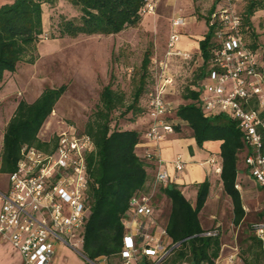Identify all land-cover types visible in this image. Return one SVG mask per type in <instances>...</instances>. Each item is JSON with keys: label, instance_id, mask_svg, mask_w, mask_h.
<instances>
[{"label": "trees", "instance_id": "trees-1", "mask_svg": "<svg viewBox=\"0 0 264 264\" xmlns=\"http://www.w3.org/2000/svg\"><path fill=\"white\" fill-rule=\"evenodd\" d=\"M64 0H8L0 7V81L6 74L16 73L23 62L35 65L37 45L46 34V9H55ZM76 15L60 14L54 27L58 36L50 39H77L79 36H116L128 29H134L142 22L143 9L156 0H66ZM237 12L243 21L242 32L251 41V48L260 49V36L252 18L264 12V0H248L238 3ZM224 8V0H215L207 17L208 26L204 40L199 44V54L190 64H197L194 81L186 84L183 100L176 109L175 118L186 123L192 130L199 146L205 143H221L223 191L231 198L233 225L238 228L247 214L240 192L237 190L241 157L244 152V137L238 123L226 116L208 117L200 107V83L212 71L213 53L218 47L216 28L211 26L213 14ZM200 19L202 17L199 16ZM152 50L145 52L141 68L133 77L134 89L131 101L125 93L115 90L114 76L110 84L99 95L96 112L83 129L94 142V151L88 155L87 164L91 180L89 197L92 214L83 230L84 245L81 254L91 263L101 258H122L130 202L133 197L147 190V158L136 153L142 138L132 130H123L112 125L114 114L124 111L122 117L132 115V121L149 113L148 91L154 83L149 69ZM67 91L62 88L45 89L30 103L23 100L6 126L3 139L2 165L0 171L12 175L22 160L24 147L49 152L51 144L42 141L39 134L45 123ZM56 139H54V143ZM210 183L198 186L195 207L182 194L178 186L170 184L160 193L170 201V215L166 234L168 248L172 251L162 264H218L222 253L219 234L207 235L200 213L210 196ZM255 232V227H251ZM249 257L244 264H264V248L257 236L252 238ZM141 264V263H138ZM144 264H155L144 262Z\"/></svg>", "mask_w": 264, "mask_h": 264}, {"label": "built area", "instance_id": "built-area-1", "mask_svg": "<svg viewBox=\"0 0 264 264\" xmlns=\"http://www.w3.org/2000/svg\"><path fill=\"white\" fill-rule=\"evenodd\" d=\"M247 1L224 0V8L212 16L211 26L219 24L215 32L218 47L213 53L212 71L199 85L200 107L208 117L226 116L238 123L244 137L243 163L249 177L264 189V53L251 48L235 7ZM154 12L153 4L143 9L144 16ZM184 25L182 18L174 21L167 55L154 61V83L147 93L152 125L145 133L150 143H159L179 126L176 109L166 92L175 82L168 76L170 60L181 58L190 63L194 59L190 53L177 49L181 41L179 28ZM48 143L49 152L26 145L21 152L22 160L9 177L10 190L0 191V242L18 250L25 264H57L59 250L67 247L81 254L83 230L92 214L87 157L95 149L93 140L83 130L69 126ZM147 159L154 160L156 155L149 154ZM210 165L221 172V164L215 158ZM175 166L179 172L185 168L181 159L176 160ZM154 181L152 187L130 202L124 222L125 264H138L143 256L162 264L172 252L166 228L157 231L160 225L153 209L157 194L171 180L159 169ZM254 227L264 248V222Z\"/></svg>", "mask_w": 264, "mask_h": 264}, {"label": "rangeland", "instance_id": "rangeland-1", "mask_svg": "<svg viewBox=\"0 0 264 264\" xmlns=\"http://www.w3.org/2000/svg\"><path fill=\"white\" fill-rule=\"evenodd\" d=\"M214 2L215 0H156L155 12L145 16L134 29H128L116 36H79L77 39H50L51 35L58 36L54 26L60 14L76 15L66 0L55 9H46V34L37 45L36 55L39 57L36 64L23 62L16 73H8L0 81V141L4 139L6 126L14 115V108L23 100L34 102L48 88L67 86V91L40 132V139L45 142L63 129V123L77 126L81 131L85 129V125L96 112L99 95L110 84L112 75L115 78L113 88L125 93L127 100L131 101L134 89L132 80L141 68L145 52L152 50V61L161 60L165 56L174 21L182 18L187 25H199L207 17ZM252 21L260 36V49L264 53V12L256 13ZM197 68V64L178 67L180 76L177 95L170 98L175 109L188 103L183 100V91L186 84L194 81ZM186 73L188 78L184 79ZM123 112H116L112 122V125L120 129L124 128L126 122L132 121V115L122 117ZM243 159L244 155L241 157L242 162ZM6 184L7 176L0 173V188L5 189ZM249 184L252 188V181ZM247 188L248 186L246 192L249 195L245 199L250 204L252 201L256 204L242 226L236 228L233 225V212L225 205L223 217L202 220L207 235L219 234L221 237L222 253L218 264H244L243 259L250 256L248 248L253 243L252 238L256 236L251 227L261 222L259 213L264 206L261 191L255 189L253 193L252 189ZM169 212L166 209L165 217L169 216ZM207 213L209 211L202 217ZM57 260V264H124L119 257L101 258L97 263H91L68 247L59 250ZM0 264H25V260L9 243L0 242Z\"/></svg>", "mask_w": 264, "mask_h": 264}, {"label": "crops", "instance_id": "crops-1", "mask_svg": "<svg viewBox=\"0 0 264 264\" xmlns=\"http://www.w3.org/2000/svg\"><path fill=\"white\" fill-rule=\"evenodd\" d=\"M8 0H0V7L4 4H7ZM204 26V28H203ZM208 26L205 21H201L199 25L187 23L184 26L180 27L181 33V41L177 47L178 51H183L190 53L193 57L199 54V44L205 38V34L207 33ZM182 31L184 32L182 34ZM92 37V36H88ZM169 37V36H168ZM169 40V39H168ZM168 43V41H167ZM167 46V45H166ZM165 56L162 59H165L167 55V47L165 50ZM154 59L151 62L149 75L150 79L154 77ZM191 63V62H190ZM188 62L183 61L181 58H172L170 60V69H168V76L170 75L173 80H175L172 86H168L167 88V99L171 101V96L177 95L179 83L178 78L180 76L178 67H190L191 64ZM188 70V69H187ZM188 75L184 76V79H187ZM173 103V102H172ZM19 105V104H18ZM17 105V106H18ZM17 106L14 108L13 113L15 112ZM172 117V113L170 114ZM12 118V116H11ZM10 118V119H11ZM177 121V120H176ZM10 122V120H9ZM8 122V123H9ZM152 120L149 116V113L143 116H139L135 121L126 122L123 130H132L136 131L141 134L142 141L140 145H138L136 149V153L141 156L142 158H147L149 154L156 155V159L149 160L147 162V172H148V182H147V189L154 185V179L156 173L159 169L165 171L170 180L171 184H174L179 187L182 194H185L187 199L191 202L192 206L195 207L197 197H198V186L209 182L210 183V196L208 201L200 213V221L202 220H213L217 218H221L224 215V205L229 210L233 212L231 198L226 195L223 191V183L221 178V172H216L213 168V165H210V161L212 158H215L219 164H221V171H222V159H221V143L220 142H211L205 143L203 146H199L196 143L195 138L193 137L192 130L188 127V125L184 122L180 123L177 121L179 126L176 127V131L173 134H169L165 137L164 140L160 141L159 143H150L147 138H145V133L150 129ZM69 126H74L71 124L66 125L63 123V129L56 132L59 133L68 129ZM79 129V127L74 126ZM39 134V138L40 135ZM3 141H0V168L2 165V152H3ZM162 161V164L158 163V160ZM181 159L185 165V168L182 172L177 171L175 162L176 160ZM1 174L7 176V186L5 189L0 188L1 192H8L10 190L9 185V177L10 175L3 173L0 171ZM249 181H252L253 187L251 188L249 185ZM238 182L240 189L238 190L242 196L243 206L245 207L246 214H250L254 210V205L256 204L255 201H250L245 199L246 195H249L246 192L247 189H252L253 193H255V189L261 191L262 194V203L264 206V189L257 185L254 180L249 177L247 168L243 162H240V169L238 174ZM170 201L168 198L161 193L157 194L156 199L154 200L153 209H154V216L157 218V221L160 227L157 231H160L161 228L167 227L168 217H165L166 209H170ZM205 217L203 218L202 215L208 212ZM170 215V212H169ZM259 218L261 222H264V207L262 211L259 213ZM203 224V222H202ZM6 243V242H1ZM122 259V258H121ZM153 259H149L145 256L140 258V263L144 264V262H152ZM124 262V261H123ZM125 264V262H124Z\"/></svg>", "mask_w": 264, "mask_h": 264}, {"label": "water", "instance_id": "water-1", "mask_svg": "<svg viewBox=\"0 0 264 264\" xmlns=\"http://www.w3.org/2000/svg\"><path fill=\"white\" fill-rule=\"evenodd\" d=\"M85 258V257H84ZM85 259H87L88 261H90L87 257L85 258ZM91 262V261H90Z\"/></svg>", "mask_w": 264, "mask_h": 264}]
</instances>
